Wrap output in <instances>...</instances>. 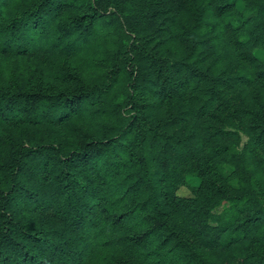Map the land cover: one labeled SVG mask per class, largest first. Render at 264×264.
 Instances as JSON below:
<instances>
[{
	"label": "rangeland",
	"instance_id": "374dc122",
	"mask_svg": "<svg viewBox=\"0 0 264 264\" xmlns=\"http://www.w3.org/2000/svg\"><path fill=\"white\" fill-rule=\"evenodd\" d=\"M39 1L0 0V28L9 17L35 7ZM261 1L85 0L84 5L109 15L111 23L107 29H97L92 40L70 50L55 46L53 41L68 27L62 25L81 13V6L72 0H53L42 34L27 42L23 51L0 50V86L44 91L53 85L56 91L65 89L68 94L88 91L86 112H73L61 120H28L0 112V189L11 186L7 180L9 148L24 151L51 146L66 156L81 146L75 126L101 139L99 125L104 123L106 135H118L130 146L134 176L140 186L151 190L153 206L145 210L147 226L157 227L165 237H180L185 226L175 203L193 198L202 180L217 177L227 181L223 174L234 169L231 160L242 161L245 175L254 180L264 172L263 118L255 114L261 110L264 77L256 75L252 60H264V27H257L263 33L259 43L251 46L253 58H249L237 42L238 31L233 29L237 22L230 23L235 12ZM248 14L256 15L262 28L264 12L258 14L251 8ZM76 34L70 33L64 41ZM166 72L179 86L171 100L162 104L160 116L154 113L150 120L143 104L148 89L143 85L149 82L160 89L165 85L162 81ZM219 72L236 79L232 86L225 83L219 87L221 96L209 107L211 94L206 82ZM205 120L229 132L213 136L204 128ZM147 154L156 159L146 164ZM25 159L26 167L13 191L25 227L32 231L56 230L77 238L75 209L57 188L47 160L38 155ZM155 178L168 182V186L159 188ZM230 184L236 185V181ZM254 191L261 193L257 183ZM221 203L217 212L225 205ZM263 231L264 223L249 227L244 237L229 244L220 234L205 249L203 262H194L253 264L248 256L251 239ZM113 249L117 254L126 253L116 243ZM104 255L109 263L100 259L99 264H115L116 257L109 249L104 248ZM46 256L50 264L60 261L48 252ZM171 257L165 245L156 251L154 259L157 264H171ZM134 259L135 264H145L140 256Z\"/></svg>",
	"mask_w": 264,
	"mask_h": 264
},
{
	"label": "trees",
	"instance_id": "16d2710c",
	"mask_svg": "<svg viewBox=\"0 0 264 264\" xmlns=\"http://www.w3.org/2000/svg\"><path fill=\"white\" fill-rule=\"evenodd\" d=\"M72 1L80 4L81 13L72 16L62 25L68 27L53 44L75 50L92 40L97 29H107L111 18L106 13L84 5L85 0ZM52 2L40 0L35 7L9 17L0 28V50H25L27 42L44 32L51 16ZM251 8H255L258 14L264 12V0L243 12H235L230 22H237L233 26L238 31L237 42L249 58H253L251 46L259 43L263 33L257 27L261 30L264 27L263 22L261 28L256 15L248 14ZM69 30L77 34L70 41H64L70 34ZM252 60L255 62L253 67L256 75L264 77V60ZM238 77L250 80L247 76ZM235 79L234 76L221 75L220 72L208 77L206 84L211 94L208 96L209 107L220 98L219 87L225 83L232 86ZM162 82L165 85L160 89L149 82L143 85V88L148 89L143 104L149 117L154 113L160 116L162 104L171 100V95L179 86L168 72ZM88 94L84 90L70 94L65 89L56 91L53 85L44 91L0 86V112L28 120H61L73 112L85 113L84 101ZM147 101H151L150 105ZM259 106L261 110L255 114L262 115L260 126L264 138V97L260 99ZM252 111L254 113L256 110L252 108ZM203 124L213 136L229 132L209 120L203 121ZM104 127V123L99 125L103 137L94 139L92 133L75 126L81 146L66 156L60 155L58 148L56 150L43 145L24 149L25 152L15 147L8 149L7 180L11 186L5 190L0 189V264H50L46 252L53 258L58 256L60 261L57 264H99L100 259L108 261L103 256L104 248L116 257L115 264H135L134 257L139 256L145 264H157L158 260L154 259L156 251L165 245L169 254L171 252V264H196L194 261L203 262L205 249L220 234L223 235L222 241L229 244L244 237L249 227L264 223V172L258 173L254 180L245 175L240 165L242 161L231 160L234 169L229 174H223L227 181L217 177L205 178L193 198L175 203L185 226L182 235L177 238L163 236L157 227L147 226L148 213L145 210L153 206L149 194L151 190L140 186L138 178L134 176L130 146L120 140L118 135H106ZM261 141L264 147V139ZM35 155L47 160L57 188L64 192L75 209L77 238L66 237L56 230L32 231L25 227L23 219L18 215L14 185L20 183L19 174L26 167L25 157ZM155 159L156 156L147 154L145 162L148 164ZM152 171L155 175V169ZM233 180L236 185L230 184ZM155 183L161 189L168 186V182L164 183L159 178H155ZM256 183L261 193L254 191ZM223 201L225 205L217 212L216 208ZM247 211L243 219L236 220ZM113 243L118 244L126 253L117 254ZM248 256L253 264H264V231L252 237Z\"/></svg>",
	"mask_w": 264,
	"mask_h": 264
}]
</instances>
